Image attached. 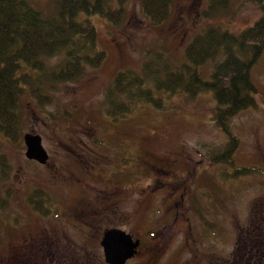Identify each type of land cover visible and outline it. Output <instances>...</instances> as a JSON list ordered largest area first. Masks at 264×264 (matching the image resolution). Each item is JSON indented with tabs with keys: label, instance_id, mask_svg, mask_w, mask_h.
Listing matches in <instances>:
<instances>
[{
	"label": "rangeland",
	"instance_id": "rangeland-1",
	"mask_svg": "<svg viewBox=\"0 0 264 264\" xmlns=\"http://www.w3.org/2000/svg\"><path fill=\"white\" fill-rule=\"evenodd\" d=\"M26 1L46 16L55 12L56 0ZM212 1L174 0L170 19L160 26L144 16L141 0H126L118 26L93 16L99 44L107 53L104 64L74 82L51 86L47 91L51 102L43 109L28 96L22 98L20 140L14 143L0 136L1 153L10 166L0 181V258L13 255L22 235L58 226V215L45 216L50 203L43 196L65 197L64 208L62 204L58 210L69 213L86 194L80 183H71L77 179L97 186L91 194H104L112 184L114 193L130 194L129 204L120 209L131 203L136 230H152L149 236L146 233L154 247L147 259H156L157 264H184L195 253L204 264L231 260L234 248L241 245L242 228L264 223V51L251 73L256 107L231 119L236 148L225 161L218 158V164H211V156L225 153L231 138L213 123L211 93L193 99L162 95L160 107L140 104L114 120L106 115L105 93L113 78L123 70L138 71L147 51L163 52L178 69L187 63L185 48L209 27L239 33L260 17L255 4L228 0L225 10L203 18ZM61 61L55 56L47 63L54 67ZM211 68L203 67L204 78H209ZM28 134L41 137L49 166L26 158ZM85 152L88 163L95 165L93 174L82 170ZM158 196L160 202L152 201ZM148 210L152 217L149 213L143 222ZM175 214L179 219L171 224ZM186 227L197 240L195 246L188 245L192 243L185 238Z\"/></svg>",
	"mask_w": 264,
	"mask_h": 264
},
{
	"label": "trees",
	"instance_id": "trees-1",
	"mask_svg": "<svg viewBox=\"0 0 264 264\" xmlns=\"http://www.w3.org/2000/svg\"><path fill=\"white\" fill-rule=\"evenodd\" d=\"M255 4L259 19L239 33L211 26L195 36L185 48L187 63L174 69L163 52L147 51L138 71L117 73L108 86L106 115L113 120L125 117L140 104L160 107L165 95H186L193 99L211 93L212 120L231 138L229 122L241 112L256 107L257 87L252 69L264 51V0ZM174 0H141L144 16L155 26L171 17ZM202 16H212L228 6V0H213ZM126 0H56L54 13L46 16L26 0H0V136L11 142L20 140L21 100L24 96L43 109L51 102V86L81 79L88 69L100 68L107 53L98 41L92 17L99 16L113 26L122 23ZM61 56L51 67L49 58ZM211 64L209 78L203 67ZM236 143L231 138L227 151L211 156L225 161ZM0 181L10 166L1 153Z\"/></svg>",
	"mask_w": 264,
	"mask_h": 264
},
{
	"label": "flooded vegetation",
	"instance_id": "flooded-vegetation-1",
	"mask_svg": "<svg viewBox=\"0 0 264 264\" xmlns=\"http://www.w3.org/2000/svg\"><path fill=\"white\" fill-rule=\"evenodd\" d=\"M81 157L84 165L82 170L86 174H93L95 165L91 164V161L88 163V153L85 152ZM49 160L44 166L50 165ZM64 182L69 181L64 179ZM71 183L73 185L80 183L85 187L86 194L85 197L79 198L77 205L73 206L69 213L64 209L63 212L58 210L62 204L64 208L65 197L64 200L60 198L57 201L55 197L57 194L43 196V199L50 203V208L47 209L45 216L55 217L58 215V218L60 217L57 221L59 227L51 225L44 231L26 234L25 237L22 235L19 242L15 243L13 247V255L1 257L0 264H115L107 261L103 246L105 234L110 231H122L131 236L133 242L139 241V246L133 257L123 264H157L156 259H147L154 247L150 245L152 239L147 237L146 233L148 232L149 236L152 230H147L146 233L136 230V218L131 203L128 209H120L121 206L129 204L130 199L127 196L130 194L114 193V184L104 194H91V192H97L96 185L86 183L84 179L73 180ZM158 183L160 182L157 181L155 185ZM127 189L132 192V189ZM156 189L157 186L153 187L151 191L154 192ZM89 195L91 199H88ZM175 195L176 193H171L170 197L175 198ZM159 199L160 196L152 201L160 202ZM42 208H45V205ZM150 211L145 212L143 222H146L150 215L152 217ZM35 212L41 214L39 210H35ZM175 216V220L173 219L171 224L177 223L179 216L177 214ZM149 222L150 220L147 224ZM162 227H167L166 222L162 223ZM185 229L188 231L185 238L187 242L191 238L190 243H192L188 245L195 246L196 238L193 237L188 227ZM241 231L239 237L241 245L238 241L239 246L234 248L231 260L218 262L211 260L206 264H231L232 261V264H264V223L256 227H243ZM157 237L162 238V234ZM242 240L244 241L242 242ZM184 264L204 263L195 253L194 257Z\"/></svg>",
	"mask_w": 264,
	"mask_h": 264
},
{
	"label": "water",
	"instance_id": "water-1",
	"mask_svg": "<svg viewBox=\"0 0 264 264\" xmlns=\"http://www.w3.org/2000/svg\"><path fill=\"white\" fill-rule=\"evenodd\" d=\"M26 158L46 165L49 155L42 144L40 136L25 135ZM104 251L108 262L123 264L132 258L139 246V241L133 242L132 237L122 231H110L105 234L103 241Z\"/></svg>",
	"mask_w": 264,
	"mask_h": 264
}]
</instances>
